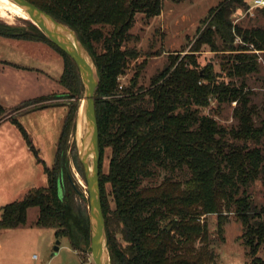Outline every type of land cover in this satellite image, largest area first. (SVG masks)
Listing matches in <instances>:
<instances>
[{
  "label": "trees",
  "instance_id": "trees-1",
  "mask_svg": "<svg viewBox=\"0 0 264 264\" xmlns=\"http://www.w3.org/2000/svg\"><path fill=\"white\" fill-rule=\"evenodd\" d=\"M27 1L71 29L96 69L100 205L110 264H213L202 217L216 215L219 231L228 214L242 226L240 240L251 264H264L258 257L264 248V206H257L250 192L255 182L264 185V103L259 108L251 101L246 79L259 71V64L255 53L233 46L235 36L240 37L254 52H261L264 62V29L232 24L235 4L245 3L224 0L210 10L190 53L172 57L145 87L137 85L143 64L126 86H120L119 77L138 57L134 49L122 48L131 38L135 15L159 16L163 0ZM22 20L24 27L0 21V37L41 42L54 49L63 61L59 84L65 97L79 98L83 86L74 62L30 21ZM203 45L211 52L229 53L220 72L211 64L199 67L193 53ZM233 102L234 124L227 127L213 115ZM76 110L77 106L71 108L64 118L48 168L23 127L0 105V122L9 119L15 124L46 177L45 187L31 188L21 200L1 208L0 231L24 227L27 210L37 208V227L54 229L73 248L88 247L87 210H74L67 202L68 192L60 193L70 186L66 150ZM107 149V171L102 174L101 157ZM183 169L189 177L180 180L176 172ZM159 170L166 172L160 183L141 186Z\"/></svg>",
  "mask_w": 264,
  "mask_h": 264
},
{
  "label": "rangeland",
  "instance_id": "rangeland-1",
  "mask_svg": "<svg viewBox=\"0 0 264 264\" xmlns=\"http://www.w3.org/2000/svg\"><path fill=\"white\" fill-rule=\"evenodd\" d=\"M219 1L221 0H163L159 16L145 18L142 14L137 13L132 28L129 30L131 38L122 49H134L138 57L130 62L128 68L119 77L120 86H126L134 78L139 66L143 64L137 77V85L146 87L149 85L150 79L161 71L172 57L175 55L182 57L190 53L196 37L205 26L206 12L216 8L221 3ZM245 4L240 8V14L232 13L231 22L235 21V17L241 16L245 8H250L252 16L248 18L250 20L256 18V21L249 23L245 17L239 20L235 26L241 29H264V11L254 8L250 0H247ZM0 21L14 27L26 26V23L18 17L0 18ZM29 44L49 48L57 60L46 58L43 52L34 55L37 52L35 48H32V54H27L22 49L10 50L7 48L6 50L0 46V52H3L6 60L40 68L47 72L49 77L32 75L26 78L27 81L22 88L20 80L13 76L8 79L1 76L0 104L9 110L10 116L23 127L38 158L48 168H52L53 165L56 144L64 118L71 108L77 106L66 150L70 186L60 190V193L64 196L68 192L67 202L74 210L85 208L88 213V192L84 167L81 163L84 126L82 133L78 134L83 90L79 98L65 97L66 90L60 84L55 86L56 83L52 80L59 78L62 72L61 56L45 44L38 42ZM216 45L221 47L218 38ZM233 46L235 49H241L244 46L247 49L246 53H255L258 57L259 71L247 75L246 79L247 86L252 93L251 101L260 108L264 103V62L261 52H254L253 47L244 44L238 36H235ZM95 48L98 53L101 52L99 46H95ZM228 54L211 52L207 45H203L198 52L193 53V56L200 68L211 64L215 72H220L221 63L224 62L226 56H229ZM44 93L48 94L46 96L53 95L55 97L35 105L30 102L19 104L27 98ZM233 107H235L234 102L230 105H223L217 115H213L209 109H206L205 112L212 114L220 123L230 127L234 124ZM33 108L40 109L29 111ZM109 155L110 152L107 149L101 157L100 172L102 174L107 171ZM165 175V171L159 170L156 176L143 179L141 186L157 185ZM176 177L180 180L186 179L189 177V172L186 169L177 171ZM20 178L22 180L19 181ZM23 180L29 188L46 186L42 165L37 163L34 153L27 146L21 132L9 120L0 122V215L3 206L23 198L21 192ZM104 192L110 200L108 185L105 186ZM250 192L253 194L255 204L264 206L262 181L255 182L251 186ZM37 215V208H29L24 227L0 231V264H94L90 252V237L88 247L84 248L81 245L73 248L66 237H57L54 229L37 227L35 225ZM226 218L218 231L216 215L202 217L209 232L208 248L214 255L213 264H251L240 240L241 224L233 214H228ZM56 247L57 250H55ZM258 257L264 260V248L260 249Z\"/></svg>",
  "mask_w": 264,
  "mask_h": 264
},
{
  "label": "water",
  "instance_id": "water-1",
  "mask_svg": "<svg viewBox=\"0 0 264 264\" xmlns=\"http://www.w3.org/2000/svg\"><path fill=\"white\" fill-rule=\"evenodd\" d=\"M30 18V22L75 64L83 85V147L81 163L88 192L90 252L94 264H110L106 247L104 219L100 205L98 128L94 94L98 85L96 69L75 33L27 0H10ZM70 37V38H69ZM40 108H33L34 111ZM57 250V247L55 248Z\"/></svg>",
  "mask_w": 264,
  "mask_h": 264
},
{
  "label": "crops",
  "instance_id": "crops-1",
  "mask_svg": "<svg viewBox=\"0 0 264 264\" xmlns=\"http://www.w3.org/2000/svg\"><path fill=\"white\" fill-rule=\"evenodd\" d=\"M223 1L224 0H221L219 2H223ZM234 2H244V3H246L247 0H236ZM250 2H251V0H250ZM235 7H236L235 8V11H234L235 14L236 13L237 14H240V11H241L240 8H242L243 6H240L239 4H235ZM259 9H261V8H259ZM210 10H212V9H209L206 12V16H205L206 18L208 16ZM249 16H252L251 9L250 8H245L244 11H243V13L241 14V16L235 17V21L232 24L233 25H236V23H238L239 20H241V19H243L245 17H247L249 23H253V22L256 21V18L253 19V20H250L248 18ZM30 42H34V41H26V40H18V39H11V38H3V37H0V46H1V48H5L6 50H7V48L8 49L10 48V50H19V49H22L27 54H32L33 53L32 52V50H33L32 48H35L37 50V52L34 55H36L38 53L42 54V52H43V54H44V56L46 58L57 60V58L55 56H53L54 54H51L49 48H47V47H42L41 48V46H37V45L36 46H31V44H29ZM38 43H41V42H38ZM41 44H43V43H41ZM28 45H30V46H28ZM2 53L3 52H0V77L2 76V77H5V79H8L11 76H13V78H15L17 80H20V85H21L22 88H23V85L27 81L26 78H28V77H30L32 75L38 74L39 76H42V77H44V76L45 77H49V74L47 72H45L44 70L40 69V68L33 67V66H28V65H22V64H18V63H15L13 61H10V60H6L7 58ZM61 62H62V68H63V61H61ZM52 80L56 83L55 86H57L59 84V81H58L59 78H57V79L54 78ZM46 95H48V94H45L44 93L43 95L34 96L32 98H27V99L21 101L20 103H22L24 101H27V100L34 99V98H38V97H41V96H46ZM5 110L8 113L9 110H7V109H5ZM7 120H9V119H6L4 121H7ZM9 121H11V120H9ZM20 180H22V178H20L19 181ZM17 183H19V182H17ZM21 187H22L21 192L23 194V197L25 196V194L28 192L29 189L36 188V187H30L29 188V186L26 185L25 180L22 181Z\"/></svg>",
  "mask_w": 264,
  "mask_h": 264
},
{
  "label": "bare ground",
  "instance_id": "bare-ground-1",
  "mask_svg": "<svg viewBox=\"0 0 264 264\" xmlns=\"http://www.w3.org/2000/svg\"><path fill=\"white\" fill-rule=\"evenodd\" d=\"M12 17H18L24 20L31 21L29 16L15 3L11 2L10 0H0V18H12ZM82 106L83 103L81 104L79 110L81 116H82ZM82 128H83V120L81 117L78 121V134L82 133Z\"/></svg>",
  "mask_w": 264,
  "mask_h": 264
},
{
  "label": "built area",
  "instance_id": "built-area-1",
  "mask_svg": "<svg viewBox=\"0 0 264 264\" xmlns=\"http://www.w3.org/2000/svg\"><path fill=\"white\" fill-rule=\"evenodd\" d=\"M254 8L264 9V0H251Z\"/></svg>",
  "mask_w": 264,
  "mask_h": 264
},
{
  "label": "flooded vegetation",
  "instance_id": "flooded-vegetation-1",
  "mask_svg": "<svg viewBox=\"0 0 264 264\" xmlns=\"http://www.w3.org/2000/svg\"><path fill=\"white\" fill-rule=\"evenodd\" d=\"M93 260V259H92Z\"/></svg>",
  "mask_w": 264,
  "mask_h": 264
}]
</instances>
